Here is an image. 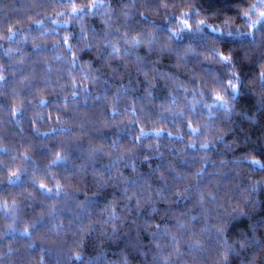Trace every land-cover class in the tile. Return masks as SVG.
Listing matches in <instances>:
<instances>
[{
    "label": "clouds",
    "instance_id": "obj_1",
    "mask_svg": "<svg viewBox=\"0 0 264 264\" xmlns=\"http://www.w3.org/2000/svg\"><path fill=\"white\" fill-rule=\"evenodd\" d=\"M0 264H264V0H0Z\"/></svg>",
    "mask_w": 264,
    "mask_h": 264
}]
</instances>
